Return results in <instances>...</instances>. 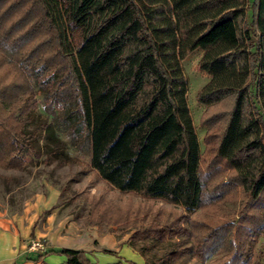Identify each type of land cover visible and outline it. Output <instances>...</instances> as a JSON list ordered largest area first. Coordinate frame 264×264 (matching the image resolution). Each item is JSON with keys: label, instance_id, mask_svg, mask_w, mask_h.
<instances>
[{"label": "trees", "instance_id": "obj_1", "mask_svg": "<svg viewBox=\"0 0 264 264\" xmlns=\"http://www.w3.org/2000/svg\"><path fill=\"white\" fill-rule=\"evenodd\" d=\"M10 7L21 14L3 21ZM196 50H202L199 68L209 76L199 102L207 108L233 100L216 155L234 172L216 188L238 187L260 199L264 0H0V53L20 77L0 92V104L10 112L0 118V165L26 167L39 158L46 138L56 145L45 144L48 152L58 155L66 134L74 147L89 150L92 167L115 187L184 209L176 216H134L138 225L129 243L145 257L143 264H204L212 239L236 222L215 225L192 217L208 196L183 66ZM11 90L22 102L17 110L6 109ZM38 90L52 106V120L30 130V101H37ZM97 209L92 203L90 214ZM109 210L101 221L128 222V212ZM197 223L204 230L200 240ZM53 252L68 264H96L84 248L46 253Z\"/></svg>", "mask_w": 264, "mask_h": 264}, {"label": "rangeland", "instance_id": "obj_2", "mask_svg": "<svg viewBox=\"0 0 264 264\" xmlns=\"http://www.w3.org/2000/svg\"><path fill=\"white\" fill-rule=\"evenodd\" d=\"M8 4L5 3L3 8ZM15 14L21 13L18 8L10 7L3 21L16 18ZM201 55L202 50H196L183 60L184 71L188 78V103L203 149L202 171L207 174L208 179L206 201L192 214V217L215 225L226 224L233 220L236 222L231 225L232 228L224 224L223 230L221 229L217 234V239H212L213 247L206 252L204 264H264V195L260 199L253 200L238 187H232L226 192H223L225 189L216 188L217 183L227 180L234 172L224 159L216 155L219 136L233 100L229 97L207 108L199 102L198 93L209 79L208 74L198 66ZM17 80H20V77L16 64L8 55L0 53V92L5 86ZM18 84L20 85L19 82ZM11 92L12 90L8 92L10 98L7 101L11 107L6 106V109L17 110V105L22 102ZM37 96L35 103L30 101L32 106L29 112L30 130L52 120L50 113L52 106L44 99L43 92L38 90ZM9 115L10 112L4 110L0 104V118ZM61 137L66 143L59 149L61 153L58 155L48 152L45 144L56 145L46 138L40 141L45 149L39 158H34L26 167L7 168L0 165V207L6 206L10 210L19 212L39 193L49 195L55 190L58 194L56 207H59V216L74 220L79 229L98 226L100 232H113L119 238L126 235L128 244L137 253L140 252L129 243V237L138 225L133 221L134 216L141 217L145 212L150 214L161 212L165 217L184 212L178 204L135 191H122L115 187L92 167L87 148L74 147L66 134H62ZM94 202H98V209L91 215V204ZM108 208H110L108 212L111 211L114 215L122 216L128 212V222L119 224L113 220L101 221L100 215ZM47 215L41 216L40 220H45ZM194 228L200 240L204 230L200 224ZM32 239L34 237L30 242ZM112 249L116 250V248ZM117 252V250L108 252L112 256L109 262L120 261L121 264L126 262L128 264L130 260ZM98 259L103 260L101 256Z\"/></svg>", "mask_w": 264, "mask_h": 264}, {"label": "crops", "instance_id": "obj_3", "mask_svg": "<svg viewBox=\"0 0 264 264\" xmlns=\"http://www.w3.org/2000/svg\"><path fill=\"white\" fill-rule=\"evenodd\" d=\"M57 200L54 190L49 195L39 193L19 212L0 207V264H68L65 255L46 253L62 247L84 248L96 264L110 263L112 256L104 247L116 248L119 255L144 263L143 255L128 244L126 235L119 238L113 232H100L98 226L79 229L74 220L58 215ZM50 208L51 212L41 221L43 212ZM32 237L43 238L45 248L30 249Z\"/></svg>", "mask_w": 264, "mask_h": 264}, {"label": "built area", "instance_id": "obj_4", "mask_svg": "<svg viewBox=\"0 0 264 264\" xmlns=\"http://www.w3.org/2000/svg\"><path fill=\"white\" fill-rule=\"evenodd\" d=\"M46 242L42 238H34L31 240L29 247L30 249H40L45 248Z\"/></svg>", "mask_w": 264, "mask_h": 264}]
</instances>
